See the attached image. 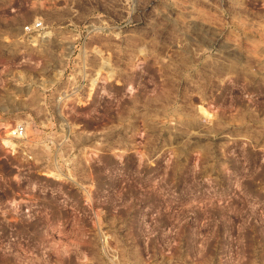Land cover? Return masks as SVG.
<instances>
[{
    "label": "rangeland",
    "instance_id": "obj_1",
    "mask_svg": "<svg viewBox=\"0 0 264 264\" xmlns=\"http://www.w3.org/2000/svg\"><path fill=\"white\" fill-rule=\"evenodd\" d=\"M0 264H264V0H0Z\"/></svg>",
    "mask_w": 264,
    "mask_h": 264
},
{
    "label": "built area",
    "instance_id": "obj_2",
    "mask_svg": "<svg viewBox=\"0 0 264 264\" xmlns=\"http://www.w3.org/2000/svg\"><path fill=\"white\" fill-rule=\"evenodd\" d=\"M25 131L22 126L17 127L16 129H9L8 134L9 138H22L24 135Z\"/></svg>",
    "mask_w": 264,
    "mask_h": 264
},
{
    "label": "bare ground",
    "instance_id": "obj_3",
    "mask_svg": "<svg viewBox=\"0 0 264 264\" xmlns=\"http://www.w3.org/2000/svg\"><path fill=\"white\" fill-rule=\"evenodd\" d=\"M9 141L3 140V144H8Z\"/></svg>",
    "mask_w": 264,
    "mask_h": 264
}]
</instances>
